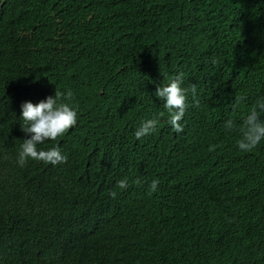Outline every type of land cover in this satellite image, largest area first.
Returning <instances> with one entry per match:
<instances>
[{"label": "trees", "instance_id": "1", "mask_svg": "<svg viewBox=\"0 0 264 264\" xmlns=\"http://www.w3.org/2000/svg\"><path fill=\"white\" fill-rule=\"evenodd\" d=\"M177 76L179 133L155 95ZM56 92L77 121L37 150L67 160L20 166L21 105ZM258 102L264 0H0V264H264Z\"/></svg>", "mask_w": 264, "mask_h": 264}, {"label": "clouds", "instance_id": "2", "mask_svg": "<svg viewBox=\"0 0 264 264\" xmlns=\"http://www.w3.org/2000/svg\"><path fill=\"white\" fill-rule=\"evenodd\" d=\"M182 75V74H181ZM181 76H177L171 80L166 86H157L155 95L162 98L165 103L164 107L171 115L170 124L173 130L177 133L182 132L183 128L179 123L185 113V93L181 88ZM196 86L193 85L192 91L195 93ZM60 95L56 92L55 97L49 96L46 100L40 101L38 104L26 102L21 105V118L28 124L24 130L30 134L29 139H25L21 144L18 164L23 166L27 158L37 161H43L52 165L64 163L67 160L66 156L61 154L59 148L50 150H37V145L45 140H56L57 137L63 135L77 121V112L66 103H57V97ZM68 97H71V92H68ZM258 107L264 110V103L258 102ZM156 124L155 120L144 122L136 131L137 139L148 135ZM225 127L232 130L233 122L226 121ZM242 137L238 141L239 149L243 151H251L259 142L264 139V122L260 121L259 113L253 109L246 117L241 129ZM158 181H153L151 185L152 191H155ZM120 188L127 187V181L121 180L118 184ZM112 197L116 196L115 192H111Z\"/></svg>", "mask_w": 264, "mask_h": 264}]
</instances>
